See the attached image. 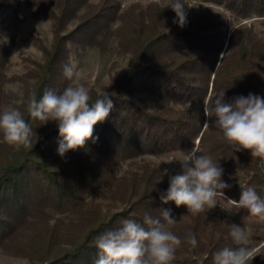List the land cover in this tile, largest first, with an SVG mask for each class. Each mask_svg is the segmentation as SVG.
I'll use <instances>...</instances> for the list:
<instances>
[{"label":"trees","instance_id":"trees-1","mask_svg":"<svg viewBox=\"0 0 264 264\" xmlns=\"http://www.w3.org/2000/svg\"><path fill=\"white\" fill-rule=\"evenodd\" d=\"M8 1L0 0V5ZM25 1L50 23L53 40L22 89L10 93L4 86L11 47L0 36V112L23 94L25 103L17 107L33 130L31 146L19 150L0 134V251L24 257L29 264H95L99 235L119 228L124 219L143 224L145 215L160 218L162 209L177 216L170 230L182 244L173 264H213L215 252L235 247L222 213L206 210L193 217L185 206L164 204L160 196L169 188V176L151 163L133 160L196 147L223 168L221 180L230 187L217 197L259 220L232 200L238 201L247 187L264 198V160L235 151L212 121L205 128L203 108L211 107L221 92L225 102L249 93L264 98V35L247 26L228 34L225 18L211 10L186 12L181 28L174 23L173 10L155 7L119 14L117 0ZM198 1L224 7L234 20L264 18V0ZM116 21L120 54L129 61L116 87L106 91L115 107L94 126L93 139L62 157L56 122L42 125L31 118L27 100L41 98L45 90L62 93L69 52L90 44L104 50ZM104 93H90V103ZM189 232L197 239L195 248L184 242ZM254 256L252 264H264V245L255 246Z\"/></svg>","mask_w":264,"mask_h":264},{"label":"clouds","instance_id":"clouds-1","mask_svg":"<svg viewBox=\"0 0 264 264\" xmlns=\"http://www.w3.org/2000/svg\"><path fill=\"white\" fill-rule=\"evenodd\" d=\"M167 7L176 14L174 23L183 28L187 23V13L182 0H169ZM63 74L67 80L75 81L79 75L77 64H66ZM90 101L89 90L82 83L73 82L60 94L45 90L39 99L31 96L27 100V111L42 125L56 122L62 138L58 154L63 157L68 151L83 148L89 139H93L94 126L105 121L115 107L107 92L94 103ZM24 103L23 94H20L0 112L3 141L17 150L30 147L33 135L30 124L17 107ZM203 113L207 118L205 128L209 127V120L212 121L221 133V139L235 151L245 150L250 152L251 157L264 160V98L249 93L247 97L238 96L231 102H225V92H221L211 107L206 105L203 108ZM199 151L196 147L187 152L180 151L179 158L173 161L179 162L182 174L169 175L166 169L164 175L169 176V188L160 196L164 204L173 201L177 208L185 206L193 217L215 208L217 196H224L222 190L230 187L221 180L223 168ZM232 202L264 221V198L254 187L243 189L239 200ZM176 223L170 209L160 210V218L145 215L143 224L134 219H124L119 228L108 230L96 238L99 258L95 264H173L176 250L182 244L181 239L170 230ZM229 228L235 247H224L215 252L213 264H252L255 258L251 247L253 242L244 227L230 224ZM184 242L193 248L198 243L191 232L187 233Z\"/></svg>","mask_w":264,"mask_h":264},{"label":"rangeland","instance_id":"rangeland-1","mask_svg":"<svg viewBox=\"0 0 264 264\" xmlns=\"http://www.w3.org/2000/svg\"><path fill=\"white\" fill-rule=\"evenodd\" d=\"M98 1L90 0L91 3ZM117 2L119 14L130 9L149 10L155 7L162 11H172L170 7H167L169 0H117ZM182 2L185 4L187 13L199 15L211 10L222 15L226 21L224 29L228 34L234 27L247 26L264 35V18L234 20L231 13L222 6L202 3L198 0H182ZM28 4L29 2L25 0H9L4 5H0V36L3 42L11 47L5 70L8 82L4 86V90L10 93H17L22 89V85L31 72L42 63V51L45 48L48 49L53 40L50 23L36 16ZM75 25H77L75 22L70 24L68 29L72 30ZM119 27L120 22L117 21L111 25L110 31L113 37L104 50H100L95 44H90L79 51L69 52L67 64L76 63L79 75L75 81L66 79L63 90L73 82L82 83L89 93L95 94H101L116 87L117 79L128 71L129 61V56L120 54L116 31ZM179 156L180 152L167 153L159 157L140 155L133 162L138 164L142 161L148 162L160 168L163 174L167 169L169 174L176 175L182 174L179 162L173 161ZM216 199L217 206L208 209L209 213H222L230 224L244 227L253 242L251 245L253 249L257 245H264V221L244 216L224 197ZM173 217L177 220V216ZM0 264H29V261L24 257L12 256L0 251Z\"/></svg>","mask_w":264,"mask_h":264}]
</instances>
